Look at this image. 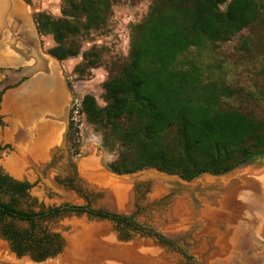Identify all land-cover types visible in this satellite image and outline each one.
<instances>
[{
    "label": "trees",
    "instance_id": "obj_1",
    "mask_svg": "<svg viewBox=\"0 0 264 264\" xmlns=\"http://www.w3.org/2000/svg\"><path fill=\"white\" fill-rule=\"evenodd\" d=\"M63 3L64 19L45 14L36 17L38 33L52 36L55 44L49 55L59 62L77 58L80 47L75 39L102 28L110 15L108 0ZM260 19L261 6L256 0L154 1L142 23L131 29L127 62L103 85L104 106L90 95L81 101V114L101 134L103 147L115 154L107 166L111 174L155 170L189 183L203 175L222 176L241 164L264 158V119L247 116L227 104L237 90L222 82L204 81L192 63L185 67L178 63L179 57L203 41L226 43ZM83 59L86 61L85 55ZM95 63L87 61L85 67L93 68ZM81 70L74 72L84 73ZM31 187L0 171V195L10 199L8 204L0 200V238L17 258L41 252L31 258L41 263L60 249L50 253L52 238L35 234L34 222L61 210L39 214L18 210V200ZM74 208L70 212L110 221L118 231L131 225L137 228L133 216ZM8 218L25 222L29 228L19 230ZM144 231L164 244L162 236ZM127 239L120 235V240Z\"/></svg>",
    "mask_w": 264,
    "mask_h": 264
},
{
    "label": "rangeland",
    "instance_id": "obj_2",
    "mask_svg": "<svg viewBox=\"0 0 264 264\" xmlns=\"http://www.w3.org/2000/svg\"><path fill=\"white\" fill-rule=\"evenodd\" d=\"M12 1L13 3L16 1L18 5H21L23 11L21 15L26 17L30 24L31 22L33 23L40 56L52 62L54 61L56 65L57 74L65 96L62 118L65 128L62 135V146L52 151L42 168L40 166L38 170L36 168L31 170L32 179L26 175L21 180L15 179L6 173L1 166L0 171L14 180H26L32 186L27 196L18 200V210L39 214L65 206L98 209V201L101 196L85 186L84 178L79 174V164L91 158L101 170L109 173L107 166L116 157L114 153L107 151L103 147L101 134L94 132L81 114V101L84 96L90 95L95 98L96 103L100 107L104 106L102 100L103 85L107 79L116 75L121 66L127 62L131 29L142 23L155 0H108L110 15L106 24L98 30H92L77 37L75 43L80 47L79 56L62 62L49 55V51L55 44L52 36L38 33L36 17L39 14H45L54 20L64 19L63 0ZM256 1L261 6L260 20L236 34L226 43L211 44L208 41H203L201 46L191 48L187 53L179 57L178 63L184 67L192 63L198 68L204 81L222 82L237 90V96L228 101L227 104L247 116L264 119V0ZM84 55L86 61L83 59ZM87 61L96 62L95 66L86 68ZM0 66L2 65L0 64ZM7 68L9 67H0V81L3 80L4 76L1 71L3 69L8 70ZM76 68L82 69L81 72L84 73H75L74 70ZM23 85L10 89L0 96V162L4 157L17 154V150H14L11 144H8L9 142L5 140V133L9 126L7 121L11 115H5L3 112L4 97ZM1 89L2 86L0 87ZM69 126L72 127L71 131H69ZM155 172L157 171L144 170L126 177ZM234 174H240L238 176L243 174L248 178L249 182L256 177H261V182H263L261 188L259 187L256 191L246 187L242 188L236 198L241 194H245L239 201L264 204V158H261L244 169H236L218 177L203 175L189 183L181 181L177 176H172L171 179H168L171 185L170 192L159 197H152V183L137 182L134 186L136 195L134 210L127 214L117 213V215L125 217L133 216L132 222L137 228L131 225L129 228L118 231L110 221H96L85 214L77 215L65 210L54 216H49L47 213L45 216L38 217L34 222L36 226L34 233L39 237L46 235L52 238L54 247L50 249V253L60 249V252L50 262L55 261L64 254L67 248V236L78 231L74 228L73 223L83 222L88 226L106 228L114 245L127 246L129 248L131 245L140 246V250L137 248L135 250V254L140 258L144 255L143 257L155 259V256L159 253L165 257H168V254L172 256V258L170 257L171 264H207L208 260H212L211 258H196L190 250L191 241L198 235L201 227L186 228L187 226H183L174 227L170 230L169 226L173 225V223L168 224V219L166 218L168 207L176 197H181L182 193H189L190 199L199 208L209 207L210 205H217L218 207L217 195H213L212 190L203 189L201 184L207 179L219 181L223 178L234 176ZM67 176L70 179L69 181L65 179ZM38 177H41V179ZM45 182H49L51 186L56 188L57 192H54ZM218 193L226 195L225 191H219ZM69 198L73 200H69ZM0 200L2 203L8 204L10 199L0 195ZM175 203H181V209L176 210L174 213L172 207ZM172 204L169 209V212L171 211L170 215H173L171 219L180 218L179 216L183 215L186 209L190 207V204L185 199H180V202L175 199ZM225 208L230 209L232 207ZM99 209L103 210L102 207ZM112 213L116 214V212ZM235 214L240 218L245 213L239 212ZM7 221L19 230H27L29 228L25 222H20L16 219L8 218ZM185 228L186 230L177 233L178 230ZM144 230L152 231L154 234L162 236L164 244L159 243L155 236L148 237ZM120 235L128 237V239L120 240ZM0 242L4 244L10 255H15L10 250L7 242L1 238ZM168 243L170 244L169 246ZM101 244L106 245L107 243L102 241ZM142 245H146L144 249ZM147 248L148 251L151 249L153 250L152 253L156 254L151 253V256H147L146 254L148 253L145 252ZM35 253L31 254L35 257ZM198 254L200 253L195 252L196 256ZM24 257L30 258L29 256ZM30 260L32 261L31 258ZM144 260V258H137L135 264H143ZM130 262H132L131 259ZM246 263L264 264V259L246 260Z\"/></svg>",
    "mask_w": 264,
    "mask_h": 264
},
{
    "label": "bare ground",
    "instance_id": "obj_3",
    "mask_svg": "<svg viewBox=\"0 0 264 264\" xmlns=\"http://www.w3.org/2000/svg\"><path fill=\"white\" fill-rule=\"evenodd\" d=\"M14 7L17 16L23 13L21 5H18V2L14 1ZM11 48H13V46ZM15 50L13 51L15 55L6 56L8 55L6 53L2 55L0 57V64L6 63V65H14L15 60L18 59ZM30 55L28 53L27 56L25 55L22 58L27 59L26 62L24 61L26 63L24 67L29 71L30 77L34 78L33 83L29 82V84L24 87L22 86V88H19L17 91L8 93L4 97L2 105L5 115H12L17 118L21 127L30 129L37 135L36 142L28 146L27 150L26 148H18L16 144H13V146L17 148V154L5 157L0 162V166L6 173L20 180L25 175L32 179L33 175L31 174V170L33 168L38 170L40 166L42 168L52 151L57 147H61L63 144V132L59 134L61 133L59 126L46 122L40 123V121L36 123V118L43 115L45 112L44 108L61 112L65 105V96L57 74L56 65L54 61L52 62L48 59H38L35 57L32 59ZM61 122L63 123L62 119ZM5 140L7 142L15 140L11 135V129L6 130ZM79 174L82 175L86 181L96 184V189L102 190L105 195L103 200L105 207L115 209L118 212L129 211L128 209H130L132 202V190L137 182L152 183V197H159L166 194L171 187L168 179L154 173L119 179L111 178L109 173L101 170L91 158L79 164ZM238 175L240 174H234V176L223 178L219 181L207 179L201 185L203 189L225 191L226 195L219 194L217 195L218 198H216L221 205L229 206L239 202V200L245 196V194H241L236 198L240 189L246 187L256 191L259 187L261 188L263 186L262 182L255 181L254 179V181L252 180L247 183V179L244 180L243 174V177ZM45 184L50 187L49 182H45ZM69 200L73 199L69 198ZM220 208H222V206ZM172 209L175 213L176 210L181 209V203H175ZM172 216L170 215V217ZM168 217L167 212L166 218L168 219ZM177 221V223H173L171 226H187V222H185L183 218H178ZM73 224L74 228L78 231L67 236V248L64 254L48 264H135L137 258H144L143 264H168V257L160 255L159 253L155 256V259L143 257L144 255L140 258L135 254L136 248L140 250V246L138 245H131L132 247L130 246V248L127 246L120 247L114 245V243L111 242L112 238L108 234L107 229L102 226H88L83 222H74ZM171 226H169V228H172ZM102 241L107 244L102 245ZM145 246L146 245H142V248L144 249ZM149 251L148 248L145 250V252L148 253L146 254L147 256H151L153 252L151 249ZM130 259L132 262H130ZM26 263V259L17 261L14 256L9 254L4 244L0 242V264Z\"/></svg>",
    "mask_w": 264,
    "mask_h": 264
},
{
    "label": "crops",
    "instance_id": "obj_4",
    "mask_svg": "<svg viewBox=\"0 0 264 264\" xmlns=\"http://www.w3.org/2000/svg\"><path fill=\"white\" fill-rule=\"evenodd\" d=\"M24 22H28L29 24L26 17ZM2 55H4L3 52H1L0 57ZM3 64L6 65V63H2L1 65ZM16 64L17 63L14 62V65ZM33 81L31 82L33 83ZM24 86H26V84H24L23 87ZM48 112H53L55 117L57 116L55 125L60 127L61 133L59 134H62L65 128L61 122L63 109L61 112L49 109L47 113ZM16 122L20 124L19 120H16ZM34 135L35 139L28 144L27 147L36 142L37 135L36 133H34ZM243 178L244 180L247 179V183L249 182L246 176ZM254 180L261 182L262 178L256 177ZM206 190H212L213 195H219L218 190ZM189 195V193H182L181 197L175 199H185V201L190 204V207L186 209L184 214L179 216L187 222L186 228L193 226L201 227L198 235H196L194 240L191 241L190 250L192 251L194 257L204 259L211 258L212 260H208L207 264H232L233 261V264H247L246 260L264 259V204H253L251 202L239 201L229 206H223V204L221 205L220 202H218V207L217 205H210L209 207L204 206L199 208L198 205L196 206L192 199H190ZM216 197L218 198V196ZM172 203L171 205H173ZM221 206L222 208H220ZM225 207L234 208L227 209ZM169 209L170 207H168V216L170 217ZM239 212H243L245 214L238 218L235 213ZM169 217L168 221L170 223L175 224L178 222L177 219H171V217ZM171 227L176 228L177 226ZM186 228L178 230L177 233H181L186 230ZM169 229L171 230V228ZM195 252L200 254L196 256ZM170 257L172 258V256H169L168 254V264H171V261L169 260Z\"/></svg>",
    "mask_w": 264,
    "mask_h": 264
},
{
    "label": "flooded vegetation",
    "instance_id": "obj_5",
    "mask_svg": "<svg viewBox=\"0 0 264 264\" xmlns=\"http://www.w3.org/2000/svg\"><path fill=\"white\" fill-rule=\"evenodd\" d=\"M24 21H25V17H23V15L18 14L17 16L15 12L14 3L12 0H0V48H1L0 55L1 52H3L4 55L5 53L8 54L6 56L15 55L13 51L16 49L15 53L17 52L16 57L18 58L16 59L17 60L16 65H4L5 67H9V68H7L8 70L3 69L1 71V73L4 76H3V80L0 81V87L2 86V89L0 90V96H2L4 92L10 89L23 85L25 82H27L26 83L27 85L29 84V82L33 81L32 79L34 78L30 77L29 71H27L26 68L24 67V64L26 65L25 62L27 61V59L22 58L23 56L25 55L27 56V54L29 53V55L32 54L30 55L32 59L34 57L38 59H45L44 57L40 56V52L37 46L38 43L35 38L36 30L35 27L33 26V23L31 22V24L30 23L28 24V22L26 23ZM12 46L13 48H11ZM11 69L15 71H12ZM44 111L45 112L43 113V115H40L39 117L36 118V123H39L40 121V123L46 122V123L55 124L57 116L55 117V114L53 112L47 113V111H49L48 108H44ZM16 120L18 119L11 115V117L7 121L9 125L7 129L8 130L11 129V135L15 139L14 140L15 142L8 141L9 142L8 144H11L14 150H17V148L14 147L13 144H16L18 148L25 149L27 145L30 144L35 139V135L34 132L31 131L30 129L21 127L20 124L16 122ZM38 178L41 179L40 177ZM65 179L66 181L70 180L68 176ZM20 182L28 183L29 185H31L26 180ZM40 255L41 252L35 253V257ZM27 256H29L30 258L34 257L33 254H29Z\"/></svg>",
    "mask_w": 264,
    "mask_h": 264
},
{
    "label": "water",
    "instance_id": "obj_6",
    "mask_svg": "<svg viewBox=\"0 0 264 264\" xmlns=\"http://www.w3.org/2000/svg\"><path fill=\"white\" fill-rule=\"evenodd\" d=\"M26 77H28V76H26ZM252 163H245V164H241L239 167H238V169L239 170H241V169H244L246 166H249V165H251ZM154 174H156V175H159V176H162V177H164V178H166V179H171L172 178V176H170V175H167V174H163V173H159V172H155ZM109 175H110V177L111 178H114V179H119V178H123V177H126V176H128V175H126V176H116V175H113V174H111L110 172H109ZM208 176H210V175H208ZM41 178V177H40ZM168 181H170V180H168ZM84 182L86 183V187L89 189V190H91V191H93V192H96V193H99L100 194V196H101V199L98 201V209H94L93 211H98V210H100L99 208H103V211H105V212H108V213H112V212H116V214L117 213H124V214H127V213H130V212H132L133 210H134V203H135V197H136V195H135V191H134V187H133V190H132V202H131V207H130V209H128L129 211H122V212H118L117 210H115V209H109V208H107V207H105L104 206V204H103V200H104V194H103V192H102V190H98V189H96V184H93V183H91V182H88V181H86L85 179H84ZM50 188L54 191V192H57V190H56V188H54L53 186H51L50 185ZM170 192V190L167 192V193H169ZM176 198H179V197H176ZM173 202V201H172ZM170 207V206H169ZM60 210L61 211H65V210H67V211H73V210H75V208L74 207H70V206H65V207H61L60 208ZM92 209H88V208H85L84 209V211L85 212H90ZM86 216H87V214H85ZM96 221H98V220H96ZM170 222L168 221V224H169ZM14 257H15V259L17 260V261H22V260H24V259H26V264H48V262H50L51 260H52V258H49V259H47V260H45L44 262H41V263H36V262H33V261H31L30 260V258H25V257H22V258H17V256L16 255H14Z\"/></svg>",
    "mask_w": 264,
    "mask_h": 264
}]
</instances>
